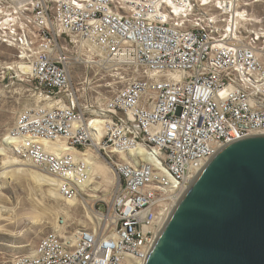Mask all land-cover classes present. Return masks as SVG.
Here are the masks:
<instances>
[{"label":"built area","instance_id":"obj_1","mask_svg":"<svg viewBox=\"0 0 264 264\" xmlns=\"http://www.w3.org/2000/svg\"><path fill=\"white\" fill-rule=\"evenodd\" d=\"M258 6L264 0H0V47L15 51L0 58V85L33 101L8 131L11 149L57 179L65 200L84 194L89 167L35 139L94 150L119 180L90 228L49 233L12 264H146L210 161L264 135Z\"/></svg>","mask_w":264,"mask_h":264},{"label":"water","instance_id":"obj_2","mask_svg":"<svg viewBox=\"0 0 264 264\" xmlns=\"http://www.w3.org/2000/svg\"><path fill=\"white\" fill-rule=\"evenodd\" d=\"M146 264H264V135L210 161Z\"/></svg>","mask_w":264,"mask_h":264},{"label":"rangeland","instance_id":"obj_3","mask_svg":"<svg viewBox=\"0 0 264 264\" xmlns=\"http://www.w3.org/2000/svg\"><path fill=\"white\" fill-rule=\"evenodd\" d=\"M255 10L264 14L263 6ZM14 56L15 51L0 47L2 63L12 61ZM119 87L121 84L103 88L100 98H109ZM32 103L19 86L10 93L0 85V199L9 214V219L0 220V264H12L17 256L30 254L49 233L72 234L80 228H90L94 221L92 210L107 208L118 185V177L108 161L88 150L86 153L96 163L93 169L97 168L99 175L92 174L84 194L74 199L75 205L70 208L68 200L60 196L57 185L45 182L56 179L33 167L5 143L19 112Z\"/></svg>","mask_w":264,"mask_h":264},{"label":"bare ground","instance_id":"obj_4","mask_svg":"<svg viewBox=\"0 0 264 264\" xmlns=\"http://www.w3.org/2000/svg\"><path fill=\"white\" fill-rule=\"evenodd\" d=\"M96 125L101 128L102 126V122L101 121H97L96 122ZM96 140H100V137L98 135L95 136ZM13 141H18V140H13ZM34 141H37L39 142L40 144H42L44 147H45V150L49 153H53V154H57V155H62V154H70L72 155L75 159L77 160H83L89 167V174H90V181L92 179V174L94 176H97L99 175V170H97V168L93 169V167L95 166V160H93L89 154H87L86 152L85 153H81V152H78L76 150H73L71 148H69L65 143H60V142H54V141H50V140H44V139H35ZM10 138H6V145L10 148L11 145H10ZM2 150V149H1ZM0 150V151H1ZM93 152H95L94 150H92ZM138 152L142 153V154H145V151L143 150V147H140L138 149ZM97 153V152H95ZM134 153V152H133ZM124 159H127L125 156H123ZM146 160H148L147 158H145ZM55 179V178H54ZM57 181V182H56ZM56 181H54L53 179L52 180H45V182H50L52 183L54 186L58 184V180L56 179ZM89 181V182H90ZM89 184V183H88ZM118 184H119V180H118ZM87 187V186H86ZM85 187V188H86ZM84 188V189H85ZM4 202L3 199L1 198L0 199V220H3V219H9V214L6 213L7 211V208L2 205L1 203ZM6 203V202H5ZM68 205H70V208H73L72 206L75 205V201L74 200H68ZM67 205V206H68ZM86 207L88 209H91L90 206L86 205ZM70 210V209H69ZM92 215H93V220L98 216V214L92 210ZM91 217V215H90ZM65 223V222H63ZM167 225V224H166ZM59 232V231H58Z\"/></svg>","mask_w":264,"mask_h":264}]
</instances>
